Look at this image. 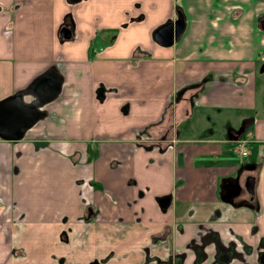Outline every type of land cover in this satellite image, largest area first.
<instances>
[{
  "label": "crops",
  "instance_id": "1",
  "mask_svg": "<svg viewBox=\"0 0 264 264\" xmlns=\"http://www.w3.org/2000/svg\"><path fill=\"white\" fill-rule=\"evenodd\" d=\"M234 2L0 0V100L51 66L63 78L46 116L23 138L0 137V196L15 199L25 212L12 228L17 247L26 250L21 263L55 264L64 256L87 264L113 251L120 264H137L140 254L121 250L134 245L138 251L164 226L165 241L175 245L201 228L216 230L223 240L264 243V118L248 115L256 98L250 76L264 53L258 20L264 0ZM177 5L184 29L163 46L154 32L176 17ZM61 27L70 34L61 35ZM261 60L264 54L257 65ZM248 118L252 131L240 140L253 143L254 158L246 161L263 157L251 200L236 176L242 162L231 155L232 146L240 152L233 129ZM165 133L175 137L160 165L149 161L158 154L144 146H156ZM85 175L97 182L93 228L79 223L83 209L75 180ZM161 195H171L166 211L156 201ZM216 208L221 215L211 220ZM1 217L3 243L7 224ZM66 221L73 246L56 248L53 238L45 243L54 235L57 240ZM26 223L45 230L32 239ZM91 229L102 236L93 237ZM75 249H82L77 259ZM248 261L254 264V256Z\"/></svg>",
  "mask_w": 264,
  "mask_h": 264
},
{
  "label": "flooded vegetation",
  "instance_id": "2",
  "mask_svg": "<svg viewBox=\"0 0 264 264\" xmlns=\"http://www.w3.org/2000/svg\"><path fill=\"white\" fill-rule=\"evenodd\" d=\"M258 20L260 25L264 20V12L258 14ZM258 65H260L259 71L264 72V60H261ZM248 120L249 118L233 129V134L231 136H235L233 138L234 140L242 135L240 131L243 132V130L247 128ZM173 137H175V135L172 133H170L169 136L165 133L160 136V139L156 140V146L152 144L145 145V149L155 151V153L158 154L155 159L150 157L149 161L154 160L161 165L165 159H167L166 150L171 147L168 145V142L171 141ZM176 158L178 159V154ZM262 158L263 157H256L252 161L242 162L238 167L236 176L237 179L242 180L243 187L244 182H247L250 178H253L254 187L257 170ZM16 169L17 167L14 166L13 173L16 172ZM233 182L235 183V180H233ZM75 184L79 188V198L83 209L82 214L79 216V222L89 225L91 228L96 227L98 223V207L93 205L91 198V191L94 187L93 181L90 177L85 175L80 179L77 178ZM245 191L249 198L252 197V194L247 192L246 189ZM233 194L234 193L231 195ZM221 196L227 198L228 194L222 190ZM161 198L167 199V203L164 206L160 204ZM156 201L160 210L166 211L170 206L171 195L158 196L156 197ZM233 202L234 201H230L231 204ZM244 204L248 205L247 203ZM126 205L128 209L133 210V202H127ZM0 207L2 209L0 210V223L3 222V219L1 220V213H4V221L7 224L6 231L1 235L3 243L0 242V264H28L19 261V256H24L25 254L23 248L17 247L12 229L14 226H18L21 220L25 219L24 209L19 203L17 204L15 199L1 196ZM220 213V209L216 208L213 211L211 220H216L221 215ZM3 225L4 224H1L0 226ZM93 230L94 229H91V231ZM167 230V226H164L162 232L150 233L145 245L141 246L138 251L136 248L132 249L134 255L140 254L142 257V260L137 264H250L251 261H248V258L252 255L255 258L254 264H262L261 261L264 260V243L261 240L257 245L252 246L243 241L239 236H234L231 240H223L216 230L201 228L198 233L189 237L182 244L175 245L165 241V237L169 234ZM182 230L183 227L180 226V233ZM255 231L256 228L253 226L251 232L255 233ZM62 234L65 235L64 240H67V233L64 232ZM83 235V233L79 234L80 237ZM198 235L199 238H197ZM3 246L5 247L4 249ZM111 259L115 260L117 264H120V256L114 255L113 251L101 258L91 259L87 264H107ZM55 261V264H72V262H68L64 256L56 258Z\"/></svg>",
  "mask_w": 264,
  "mask_h": 264
},
{
  "label": "water",
  "instance_id": "3",
  "mask_svg": "<svg viewBox=\"0 0 264 264\" xmlns=\"http://www.w3.org/2000/svg\"><path fill=\"white\" fill-rule=\"evenodd\" d=\"M184 23V19L176 14L174 19L168 20L155 30L154 38L163 46L171 45L182 33ZM260 28L264 30V20L261 22ZM60 34L68 36L70 31L66 27H61ZM62 82L63 78L56 67L51 66L37 75L24 88L1 99L0 137L5 140H16L24 137L29 128L46 116L45 106L58 97ZM26 97L30 98L26 99ZM244 188L253 194V178L244 182ZM166 203L167 199H160L162 206ZM261 262L264 264V260Z\"/></svg>",
  "mask_w": 264,
  "mask_h": 264
},
{
  "label": "rangeland",
  "instance_id": "4",
  "mask_svg": "<svg viewBox=\"0 0 264 264\" xmlns=\"http://www.w3.org/2000/svg\"><path fill=\"white\" fill-rule=\"evenodd\" d=\"M235 0H227V3H235L234 2ZM264 5V4H263ZM247 39V37H245ZM255 37L252 36V40H254ZM261 44L264 46V41L261 42ZM263 52L260 53L259 56L263 57ZM257 57L255 59V62H256V65H255V70L253 71V74L250 76L251 79H250V82H251V86L253 87V92H254V96L256 97L254 99V102H255V108L252 109L249 113L248 111L244 110V114H247L248 115H254L255 117H260V118H264V72H260L259 68H260V65H257L258 61L261 59V57ZM247 72V71H245ZM230 111H228L229 113ZM198 113L201 115V114H204L203 111H198ZM223 114V113H222ZM214 118H219L218 116H214ZM236 124V122H235ZM249 131H252V128H246L245 131H244V135L246 136L247 133ZM26 134V133H25ZM17 140V139H16ZM47 144H42L41 146H46ZM245 150H247L248 154L249 155H246L244 156L243 158L240 156V152L237 150L236 146H232V157L235 158V160L237 159L238 160V163H241L243 161H246L248 158H251V156L254 158V153L253 152V143H247L245 146H244ZM241 159H243V161H240ZM257 161V160H256ZM260 162V161H259ZM108 175V173H106V176ZM97 182L94 180L93 181V186L96 185ZM80 223V222H79ZM28 225V227L31 228V230L33 231V235H32V239H34V234L35 232L37 234H35L36 237H39V234H43L45 228L44 226L40 225V226H32L33 224L32 223H26ZM71 222L70 221H66L64 223V227L63 228H60L58 233H57V240L55 239L56 238V235L52 236V237H47L46 238V241L45 243H49V241H51V238L54 239L55 241V244H56V248L57 247H66V246H73V243L75 242V238L74 237H71L70 236V231L68 229V225H70ZM48 231V229H47ZM62 232H66L68 234V238L67 240H63V241H60L59 240V235L60 233ZM88 234V233H87ZM67 236V235H66ZM92 236L93 237H96V236H102L101 233H97L96 230H94L92 232ZM120 238L119 235H116ZM122 238V237H121ZM197 238H199V235L197 236ZM23 248V251H24V254L26 255V250L24 249V246H22ZM135 246H131V247H126V248H123L121 250V252H128L130 254H133L132 252V249H134ZM81 251L82 249H75L74 250V255H75V259H77L80 254H81ZM88 251V247L84 249V252ZM119 254V253H118ZM24 255V256H25ZM120 255V254H119ZM72 264H75V263H72ZM108 264H112L111 262H109Z\"/></svg>",
  "mask_w": 264,
  "mask_h": 264
},
{
  "label": "trees",
  "instance_id": "5",
  "mask_svg": "<svg viewBox=\"0 0 264 264\" xmlns=\"http://www.w3.org/2000/svg\"><path fill=\"white\" fill-rule=\"evenodd\" d=\"M176 10H177V11H176V14L179 15L180 17H182V18L185 20V15H184V12H183V10H182V8H181L180 5H177ZM207 79H208V76L205 77V78L203 79V81H204V80H207ZM252 202H253V200H252Z\"/></svg>",
  "mask_w": 264,
  "mask_h": 264
},
{
  "label": "built area",
  "instance_id": "6",
  "mask_svg": "<svg viewBox=\"0 0 264 264\" xmlns=\"http://www.w3.org/2000/svg\"><path fill=\"white\" fill-rule=\"evenodd\" d=\"M241 153H242L243 155L246 154L245 150H241Z\"/></svg>",
  "mask_w": 264,
  "mask_h": 264
}]
</instances>
